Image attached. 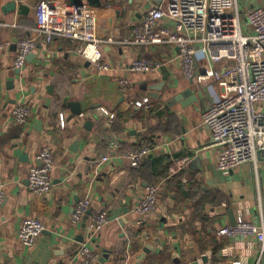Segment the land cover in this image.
<instances>
[{"label":"crops","instance_id":"obj_1","mask_svg":"<svg viewBox=\"0 0 264 264\" xmlns=\"http://www.w3.org/2000/svg\"><path fill=\"white\" fill-rule=\"evenodd\" d=\"M99 1L0 0V40L9 43L0 49V187L5 192L0 264H86L85 243L97 254L91 264H255L256 237L220 230L240 216L261 221L264 151L256 161L220 170L218 148L202 114L221 87L187 78L172 44L124 41L149 8L171 0ZM40 2L50 13L51 41L36 30ZM238 5L245 19L264 0H238ZM84 35L115 40L101 45L109 69L82 55ZM34 36L36 49L17 66L18 41ZM143 58L162 66L130 69ZM197 64L199 71L208 66L203 53ZM143 95L151 97L154 110L134 106ZM21 104L31 109L27 123L13 119L14 107ZM146 140L153 142L152 151L140 166L131 165L129 154ZM45 147L55 157L52 188L38 194L31 190L29 172ZM105 156L109 160L102 162ZM151 185L158 187V203L142 214L139 207ZM86 195L91 207L75 221ZM101 210L109 220L93 233L90 221ZM29 217L46 226L31 246L19 236Z\"/></svg>","mask_w":264,"mask_h":264},{"label":"built area","instance_id":"obj_2","mask_svg":"<svg viewBox=\"0 0 264 264\" xmlns=\"http://www.w3.org/2000/svg\"><path fill=\"white\" fill-rule=\"evenodd\" d=\"M38 35H46L51 41L54 29L50 24L47 4L40 2L37 7ZM169 16L168 23L165 18ZM86 43L80 48L82 55L93 61L100 69H109L102 61L101 45L115 42L112 37L92 38L84 35ZM125 42L136 44H172L177 47L182 60L184 74L189 79L211 85L217 82L221 87L219 96L203 111L204 123L210 128L212 144L218 148L217 167L228 171L247 161H256L259 151H264V6L254 7L243 19L238 0H171L168 6L158 5L149 8L142 20L135 25L131 36ZM9 43L0 40V49ZM38 45V37L22 38L17 43L16 65L22 67L28 55ZM203 53L208 66L198 70V54ZM225 62L223 68L217 65ZM162 66L160 61L150 58L136 60L130 69L145 72ZM126 84L124 79L121 80ZM128 102L125 108H129ZM134 106L147 111L154 110L149 95L140 96ZM31 109L27 105H16L13 119L18 123L29 121ZM65 125L63 113L60 115ZM153 142L146 140L129 154L131 165L140 166L143 159L152 151ZM39 164L29 172L31 190L38 194H47L52 188L51 171L55 157L50 147H45L38 155ZM109 160L108 156L103 161ZM158 187H147L146 195L140 204L139 212L146 214L158 203ZM5 197L0 187V204ZM90 195L79 201L74 220L78 221L90 209ZM259 223L239 217L235 224L221 228L220 232L231 236L250 235L260 243L258 259L260 264L264 256V203L261 207ZM107 210H101L92 216L90 228L93 233L100 231L108 222ZM42 220L26 218L19 230L21 241L31 246L45 230ZM81 252L87 256L86 264L97 257L88 244ZM224 264H240L231 260Z\"/></svg>","mask_w":264,"mask_h":264},{"label":"water","instance_id":"obj_3","mask_svg":"<svg viewBox=\"0 0 264 264\" xmlns=\"http://www.w3.org/2000/svg\"><path fill=\"white\" fill-rule=\"evenodd\" d=\"M90 2H97L98 5H101V1H99V0H90ZM12 6H13V9H15V7L17 6V2H16V1L12 2ZM19 9L21 10V12H26V11H27V7H26L25 5H22V4L19 5ZM182 94H183V93H182ZM179 95H180V94L176 95V98H177ZM69 104H70V105H75L76 103L73 104L72 102H70ZM77 112H81V108L77 109ZM116 216H118V215H116ZM116 216H115V217H116ZM233 223L235 224V221H233ZM193 264H198V262L195 261Z\"/></svg>","mask_w":264,"mask_h":264}]
</instances>
